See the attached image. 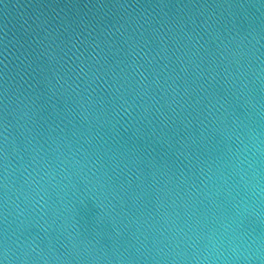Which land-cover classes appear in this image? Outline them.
<instances>
[{
    "label": "water",
    "instance_id": "1",
    "mask_svg": "<svg viewBox=\"0 0 264 264\" xmlns=\"http://www.w3.org/2000/svg\"><path fill=\"white\" fill-rule=\"evenodd\" d=\"M0 264H264V0H0Z\"/></svg>",
    "mask_w": 264,
    "mask_h": 264
}]
</instances>
